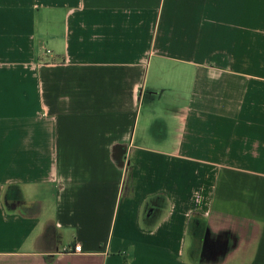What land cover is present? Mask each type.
<instances>
[{
  "label": "crops",
  "instance_id": "crops-1",
  "mask_svg": "<svg viewBox=\"0 0 264 264\" xmlns=\"http://www.w3.org/2000/svg\"><path fill=\"white\" fill-rule=\"evenodd\" d=\"M0 264H264V0H0Z\"/></svg>",
  "mask_w": 264,
  "mask_h": 264
},
{
  "label": "built area",
  "instance_id": "built-area-1",
  "mask_svg": "<svg viewBox=\"0 0 264 264\" xmlns=\"http://www.w3.org/2000/svg\"><path fill=\"white\" fill-rule=\"evenodd\" d=\"M74 252H82L83 248L81 245H76L74 249H72Z\"/></svg>",
  "mask_w": 264,
  "mask_h": 264
},
{
  "label": "trees",
  "instance_id": "trees-1",
  "mask_svg": "<svg viewBox=\"0 0 264 264\" xmlns=\"http://www.w3.org/2000/svg\"><path fill=\"white\" fill-rule=\"evenodd\" d=\"M209 243V241L207 240V244Z\"/></svg>",
  "mask_w": 264,
  "mask_h": 264
}]
</instances>
